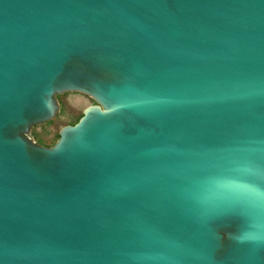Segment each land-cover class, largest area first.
Segmentation results:
<instances>
[{"label": "water", "instance_id": "water-1", "mask_svg": "<svg viewBox=\"0 0 264 264\" xmlns=\"http://www.w3.org/2000/svg\"><path fill=\"white\" fill-rule=\"evenodd\" d=\"M261 172L264 0H0V264H264Z\"/></svg>", "mask_w": 264, "mask_h": 264}, {"label": "rangeland", "instance_id": "rangeland-1", "mask_svg": "<svg viewBox=\"0 0 264 264\" xmlns=\"http://www.w3.org/2000/svg\"><path fill=\"white\" fill-rule=\"evenodd\" d=\"M59 112L50 120L34 125L29 136L37 143L53 146L60 136V130L67 124H75L83 115L86 107L96 101L79 91H66L57 95Z\"/></svg>", "mask_w": 264, "mask_h": 264}, {"label": "snow or ice", "instance_id": "snow-or-ice-1", "mask_svg": "<svg viewBox=\"0 0 264 264\" xmlns=\"http://www.w3.org/2000/svg\"><path fill=\"white\" fill-rule=\"evenodd\" d=\"M261 178H264V172H261L257 177L258 180ZM256 199L258 202L264 201V195L257 194ZM249 229L259 230L260 235H258L257 232L251 231ZM242 231H244V235L239 237L240 240H252L262 238L264 237V224L257 222L249 225L247 222H245L242 226Z\"/></svg>", "mask_w": 264, "mask_h": 264}]
</instances>
